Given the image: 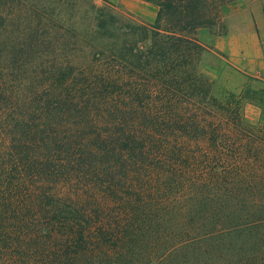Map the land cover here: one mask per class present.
Wrapping results in <instances>:
<instances>
[{
  "label": "trees",
  "instance_id": "trees-1",
  "mask_svg": "<svg viewBox=\"0 0 264 264\" xmlns=\"http://www.w3.org/2000/svg\"><path fill=\"white\" fill-rule=\"evenodd\" d=\"M144 1L0 0V264H264V75L197 39L235 0Z\"/></svg>",
  "mask_w": 264,
  "mask_h": 264
},
{
  "label": "crops",
  "instance_id": "crops-1",
  "mask_svg": "<svg viewBox=\"0 0 264 264\" xmlns=\"http://www.w3.org/2000/svg\"><path fill=\"white\" fill-rule=\"evenodd\" d=\"M226 33L219 35L203 28L198 31L199 39L217 52L240 71L251 76L264 75V16L246 7L243 0H235L222 7ZM245 119L250 124L263 121V110L252 103L244 106Z\"/></svg>",
  "mask_w": 264,
  "mask_h": 264
},
{
  "label": "rangeland",
  "instance_id": "rangeland-1",
  "mask_svg": "<svg viewBox=\"0 0 264 264\" xmlns=\"http://www.w3.org/2000/svg\"><path fill=\"white\" fill-rule=\"evenodd\" d=\"M93 1L97 7H106L117 18L125 20L127 22L141 24V25H152L155 23L157 19V14H158L157 6L144 0H93ZM243 1L245 2L246 7L249 8V10L252 12V14L262 12L264 16V12H263L264 0H243ZM77 9L79 10V13H77V16L74 19V21L77 22V24L83 22L88 23V21L82 18V15L84 13H87L88 16L91 15V10L87 2L78 3ZM224 15H225L224 12H222L221 10L222 18L224 17ZM219 29L220 28H215L214 32L219 34L218 33ZM197 39L201 43H203L199 39L198 33H197ZM244 118H245V114H244ZM245 121L248 123L246 119Z\"/></svg>",
  "mask_w": 264,
  "mask_h": 264
}]
</instances>
